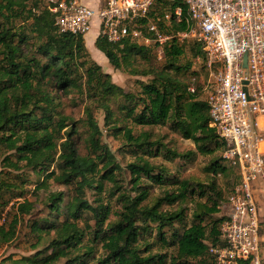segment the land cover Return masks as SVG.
Instances as JSON below:
<instances>
[{
    "label": "trees",
    "instance_id": "1",
    "mask_svg": "<svg viewBox=\"0 0 264 264\" xmlns=\"http://www.w3.org/2000/svg\"><path fill=\"white\" fill-rule=\"evenodd\" d=\"M157 4L173 10L179 3L175 1L169 5L160 0ZM172 28L184 30L185 24L182 22ZM31 34L36 38L35 52L44 60L42 62L37 57L24 54L23 45ZM94 46L114 69L123 67L134 74L137 73L133 69L134 60L148 63L153 58L151 53H155L152 48L133 45L128 41L111 44L99 36ZM185 48V45L177 44L165 47L163 60L166 65L161 70L150 68L142 73L152 78L146 83L140 82L138 94L124 93L111 82L110 75L104 73L100 65L87 59L83 36L58 31L46 5L42 7L34 3L30 8L26 0H0V146L12 154V157L8 155L3 159V166L14 171L28 169L41 179V183L37 184L52 180L58 185H74L66 209L60 208L63 203L61 192L50 195L45 203L48 214H63V221L53 224L49 223L50 220L42 219L46 227H40L37 222L30 225V231L34 234L44 232L49 235L53 232L45 248L18 259L8 256L0 264L7 261L12 264H55L60 259L64 260L63 264H87L86 259L93 253L97 242L103 255L96 260V264H166L167 255L150 253L147 244L143 250L139 247L141 235L150 228L147 223L154 224L162 246L174 249L169 264H188L190 260L210 264L208 248L223 244L218 231L223 219L219 215L223 200L221 193L215 189V183L191 186L183 180L178 183L176 191L165 193L151 206H146L143 204L148 192L140 189V181L145 179L158 185L166 184V170L151 165L143 157H137L126 166L130 174V190L135 195L119 193L121 211L117 213L116 220L107 222L110 214L108 206L101 199L96 200L95 204L89 203L85 190L95 189L101 193L104 191V181L115 185L116 172L120 171V167L108 147L101 143V132L89 111L86 119L88 152L86 155L79 154L72 141L77 126L69 116L61 113L58 97L54 94L76 92L92 96L98 95V92L116 93L123 99L119 105L120 112L135 125L169 124L182 138L192 141L199 154H212L219 148L223 149L224 143L208 126V108L205 101L199 98L200 87L197 84V94H190L187 83L177 78V73L184 68L178 61L184 55ZM192 51L193 58L201 57L204 69V57L198 43H192ZM191 67L192 62L189 61L185 76ZM197 75L198 72L193 71L191 76ZM100 105L104 110V124L111 125L113 112L108 104ZM113 129L116 133L121 132L125 144L135 150L150 152L155 148L158 152L161 148L166 149L157 139L152 141L148 132L134 136L131 129ZM166 153L175 158L189 157V153L180 155L168 149ZM207 171L213 176H233V184L238 180L236 172L226 166L221 156L207 167ZM10 188L9 183L0 181L2 211L4 208L1 205H8L4 194ZM208 190L212 192V197H207L205 203L192 212V223L181 231L175 225L184 221V210H161L164 203H183L196 191L203 198ZM11 205L14 207H10V210L14 208L15 213L8 223V209L5 224L0 226V243L13 240L19 217L32 211L34 206L24 199ZM83 213L91 216L94 228L90 241L80 245L83 231L77 227V221ZM139 220H143L145 226H139ZM167 226L173 230L171 239L165 237L164 229ZM36 236L37 240L32 245L35 249L43 240L40 234Z\"/></svg>",
    "mask_w": 264,
    "mask_h": 264
},
{
    "label": "built area",
    "instance_id": "2",
    "mask_svg": "<svg viewBox=\"0 0 264 264\" xmlns=\"http://www.w3.org/2000/svg\"><path fill=\"white\" fill-rule=\"evenodd\" d=\"M158 1L103 0L93 9L78 0H47L46 8L60 33L84 37L97 19L106 42L152 48L159 59L172 44H199L206 73L199 98L224 143L221 158L238 175L220 205L223 244L208 248L210 264H264V223L251 192L264 176V0H164L179 4L157 15ZM182 22L184 30L172 28ZM196 85L192 77L187 91L197 94Z\"/></svg>",
    "mask_w": 264,
    "mask_h": 264
},
{
    "label": "rangeland",
    "instance_id": "3",
    "mask_svg": "<svg viewBox=\"0 0 264 264\" xmlns=\"http://www.w3.org/2000/svg\"><path fill=\"white\" fill-rule=\"evenodd\" d=\"M27 7H33L34 3L38 5H46L47 0H26ZM163 11H169L168 7H161L157 5L155 7L154 13L159 15ZM18 23V21H17ZM96 30V29H95ZM93 32L85 37L84 45L87 49V59L93 60L95 63L100 65L104 73H108L111 77V82L121 88L124 93L129 94H138L140 92V82L146 83L152 77L143 76L144 71H148L150 68L161 70L166 64L164 63L163 58L159 59L155 53H151L152 60L148 63H143L141 60H134L133 69L137 72L136 74L132 73L126 68L114 69L106 60L104 55L97 50L92 43V36L95 33ZM28 40L25 45H23L24 54L27 57H37L40 61H44L40 56L35 52L36 38H33L32 34L28 35ZM84 39V37H83ZM184 55L179 59L178 64L184 68L177 73V78L180 81L185 83H190L192 77H195L196 84L200 85L201 81L205 77V71L202 68L201 57H192V43H186ZM193 58V59H192ZM192 62V67L189 73L185 76L186 66L188 62ZM185 71V72H184ZM198 72L197 76H191L192 72ZM55 96L58 97L60 103V111L63 115L69 116L77 126V133L72 137V141L77 146L78 152L81 155H86L88 152V127L86 125V119L88 118L87 112L91 113L92 118L96 122L101 135L100 141L102 144L106 145L115 157L116 163L120 167V171H117L118 175L116 176V184L113 185L109 181L103 182L104 191L98 193L95 189H86L85 198L89 203L95 204V201L101 199L102 203L106 204L110 210L108 221H114L117 219V213L121 211V203L118 198L119 193H135L131 192L130 174L126 166L129 163H133L137 157H143L151 165L157 168H164L166 170L165 179L166 184L158 185L151 181L142 179L140 181V189L148 192V197L145 200L143 205L151 206L155 200L159 197H163L165 193H171L178 188V183L180 181H188L191 186L197 184L207 185V183L214 182L216 191L221 193V200H225L229 190L232 187L234 182L232 177H224L216 175L213 176L211 172L207 171V167L215 160L220 158L222 148H219L212 152V154L201 155L197 152L192 141L184 139L178 132L173 131L169 124L158 125V126H138L131 122V120L120 112L119 105L123 103V99L118 96L116 93H99L98 95H86L81 93L72 92L69 94H62L61 92H54ZM201 98H205V95H200ZM100 103H106L109 105L112 115V124H104V110L101 108ZM114 127L128 128L131 129L134 136L139 135L142 132L150 133L151 140L157 139L165 148L174 151L180 155L189 153V157H173L170 153H166V149H160L156 152L155 148L150 152H143L133 149L130 146H127L125 139L121 132L116 133L113 129ZM12 157L11 153L5 152L3 147L0 146V181L4 180L5 182L11 185L10 190L4 194L5 201H8V205H1L4 209L8 208L10 213L8 215V223L11 221L13 214L15 213L14 208L10 210V207H14L12 203H20L22 199L25 201L31 202L34 204L32 211L24 214L19 217L18 225L16 227L15 237L12 241L8 243H0V261L8 256H12L13 259H18L22 256L33 255L37 250H43L47 245V241L50 237L53 236V232L49 235L43 233L34 234L30 231V225L33 222H37L40 227H46V223L42 222L47 219L50 220L49 223H59L63 221L64 215H55L53 213L48 214V210L45 206L46 200L48 197L54 193L61 192L63 193V203L60 205V208L66 209L70 202V198L73 195V187L71 184L69 186L58 185L52 180L43 182L40 184L41 179L33 174L31 171L25 168H21L19 171H14L11 169L4 168L3 159L8 156ZM14 160V158H11ZM101 165L99 166V168ZM154 173H157L154 172ZM40 182L39 184H37ZM18 187V189H17ZM119 187L118 189H116ZM22 192V195L18 193ZM251 192L253 198L256 201L258 215L260 220L264 223V176L261 177L257 182L252 184ZM212 192L208 190L205 193V197H199L198 191L194 195L188 196V199L181 203L176 202L172 205L163 204L161 210L163 211H173V210H184V221L175 225L178 230L189 226L192 223V212L196 210L197 207L203 205ZM211 202V201H210ZM209 204V202H207ZM59 208V209H60ZM1 209V207H0ZM3 209V210H4ZM2 212V210H0ZM217 217V215L215 216ZM42 220V221H41ZM106 222V223H107ZM207 222V220L205 221ZM105 223V224H106ZM137 224L140 226H145L143 220H139ZM150 228L147 232L141 235L139 242V247L141 250L144 249V245L149 246V251L152 254H165L167 255L166 264L170 262V256L174 255L175 251L172 247H164L158 241L155 231L154 224L147 223ZM77 227L83 231V236L81 238L80 245L88 243L91 238V233L94 228V221L91 219V216L88 213H83L80 219L77 221ZM105 227V225H104ZM165 237L170 238L172 233V228L167 226L165 229ZM41 235L43 240L35 249L32 245L37 240L36 235ZM79 245V246H80ZM78 246V247H79ZM103 255L100 244L97 242L94 245L93 253L86 259L87 264H96V260L101 258ZM64 260L60 259L59 262L55 264H63ZM4 264H12L10 261L5 262ZM188 264H199L197 261L190 260Z\"/></svg>",
    "mask_w": 264,
    "mask_h": 264
},
{
    "label": "crops",
    "instance_id": "4",
    "mask_svg": "<svg viewBox=\"0 0 264 264\" xmlns=\"http://www.w3.org/2000/svg\"><path fill=\"white\" fill-rule=\"evenodd\" d=\"M78 1L84 5H87L91 8H93V9L99 8L103 3V0H78ZM93 28H94V30L96 29L94 35L92 36V43L94 45V42H95L96 38L98 37V21H97V19L93 20V24L91 26L90 31L84 36V42H85V37H87V35L91 34V31L93 30Z\"/></svg>",
    "mask_w": 264,
    "mask_h": 264
},
{
    "label": "water",
    "instance_id": "5",
    "mask_svg": "<svg viewBox=\"0 0 264 264\" xmlns=\"http://www.w3.org/2000/svg\"><path fill=\"white\" fill-rule=\"evenodd\" d=\"M243 61H244V66H245V61H246V57L244 56V58H243Z\"/></svg>",
    "mask_w": 264,
    "mask_h": 264
}]
</instances>
